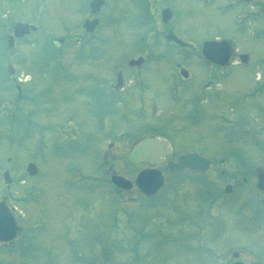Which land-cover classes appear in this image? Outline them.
<instances>
[{
  "label": "rangeland",
  "instance_id": "rangeland-1",
  "mask_svg": "<svg viewBox=\"0 0 264 264\" xmlns=\"http://www.w3.org/2000/svg\"><path fill=\"white\" fill-rule=\"evenodd\" d=\"M88 2L0 0V196L8 194L21 215L12 213L19 235L13 243L0 244V264H91L77 255L94 264H229L233 250H243L246 264L264 263V236L256 228L264 230L262 219L251 223L248 196L237 200L232 190L220 201V193L227 194L224 185L237 182V157L255 163L264 152L252 150L250 142L229 141L223 133L228 125L217 120L224 115L238 121L244 116L241 105H261L237 93L253 87H247L246 74L262 65L264 0H104L94 14ZM165 5L173 18L162 22ZM90 17L99 23L86 31L82 23ZM15 21L36 25L30 33L35 37L7 47ZM168 30L194 50L165 41ZM219 36L230 38L234 48V63L221 74L222 68L212 72L196 57L203 41ZM240 51L249 53L245 65L239 62ZM138 55L146 63L140 75H129V95L87 103L70 102L62 94L70 80L60 66L77 76L82 75L79 67L92 71L106 86L115 81L116 69ZM175 62L188 70L186 78L181 79ZM207 79L215 85L202 91ZM79 82L87 83L85 75ZM16 84L22 89L20 101ZM202 92L205 100L198 103ZM151 133L171 144L166 159L194 149L209 152L213 164L200 173L164 171L163 185L150 197L135 185L115 187L111 172L133 181L146 167L126 157L135 141ZM219 157L225 159L226 177L219 175ZM29 161L37 166L33 177L25 169ZM154 165L163 169L161 162ZM4 169L12 174L10 189L2 181Z\"/></svg>",
  "mask_w": 264,
  "mask_h": 264
},
{
  "label": "flooded vegetation",
  "instance_id": "flooded-vegetation-1",
  "mask_svg": "<svg viewBox=\"0 0 264 264\" xmlns=\"http://www.w3.org/2000/svg\"><path fill=\"white\" fill-rule=\"evenodd\" d=\"M186 48H191V47H186ZM247 53V52H245ZM249 54V53H247ZM234 53L232 54L233 57ZM237 56L241 59L240 57V53H237ZM231 57V58H232ZM242 60V59H241ZM232 61V60H231ZM249 61V55L248 58L244 61V62H248ZM234 62V61H232ZM239 62H241L239 60ZM238 63V62H237ZM262 65H264V62H261ZM244 64V63H243ZM176 65H178V62L176 63ZM210 67H212V69H220L222 68V70H225L224 66H216L213 64H209ZM217 67V68H216ZM81 69V71L79 72L82 75H85V78L87 79V83H80L79 79H82V75H78L77 73H75L74 71H66V67L60 68L63 70V72H66L69 76V89H65V87L62 90V94H64L65 96L69 97L70 102H74L75 100L79 102L81 101H85V102H98L99 100H103L105 98H114V92L115 91H119L121 92V90H125L126 88H124L122 86V88L116 89L114 88V82L113 81H107L106 86H102L99 83V77L98 76H93V72L89 71V72H82L83 69L82 67H79ZM127 68H129L130 70H135L137 69L135 66H127ZM126 67H123L122 70L127 69ZM262 68V66L260 67ZM117 71H120V69H118ZM62 72V71H61ZM130 72V73H132ZM219 73H224V71H219ZM120 78H121V82L122 85L125 82L124 80H127L128 77H126L125 72L120 71ZM173 74L175 75V72H173ZM130 75V74H128ZM173 75L174 78V82H175V77ZM246 76L248 77L247 79V87L249 88V86L253 85L252 88L244 90L242 92H239L237 94L240 95V97L246 101H248L249 99H258L260 100L257 103L254 104H258L261 103L260 106H255V105H251L248 107V103H245L243 105H241L244 109H242L244 112V116L241 117V119L239 118L238 121H231L230 122H223L224 125H228L227 128L223 129V133L226 132V137L227 136H235L236 138H240V140L238 141V143H248L250 142V144H252L251 147H253L252 150L257 151V152H264V71L261 69V71L258 73V70L254 71L253 73H248L246 74ZM181 79H184L181 77ZM205 81V80H204ZM203 84L204 86L202 87V91H204L205 89L208 90L210 88V81L211 80H206L207 82H204ZM244 81V80H242ZM249 81H251L249 84ZM63 85L64 83L61 82ZM176 83V82H175ZM177 84V83H176ZM100 85V87H99ZM109 85V86H108ZM231 88H234V86H232ZM127 92V91H126ZM124 92V93H126ZM47 93H49V89L46 88L45 89V94L47 95ZM121 94V93H120ZM127 95L130 94V91L126 93ZM203 92L199 94V96L201 95L202 97L197 100L198 103H200L201 101L205 100V97L203 96ZM84 96V97H83ZM83 99V100H82ZM190 102V101H189ZM86 103V104H87ZM191 103V102H190ZM194 104V103H191ZM153 110L156 109L157 103H153ZM94 107V106H93ZM151 110V109H150ZM152 111V110H151ZM190 111V109H189ZM191 113H189V115L191 116H195L196 114H194L195 111V107H192L191 109ZM147 112V111H144ZM149 112V111H148ZM147 112V113H148ZM71 115V114H70ZM69 116V115H68ZM199 116V115H197ZM224 115H220L219 118L217 119L218 121H220L221 118H224ZM66 131V130H64ZM72 135H75V128L72 127ZM66 133V132H64ZM150 133V132H149ZM149 136H157L155 133H151L148 134ZM212 147H214V145H211ZM251 149V148H249ZM208 155L209 152H208ZM174 159V157H173ZM221 168L219 169V173L220 175L226 177V173H227V167L224 166L225 164V159L224 158H220L219 161ZM212 164V162H211ZM227 165V163H226ZM256 166L261 167L264 170V158H260V160H258L257 162H251V161H247L244 160L242 157H240V161L236 163V172L234 177L237 178V182L234 185H232V183H227L225 184L226 186H230L229 187V191L231 192L233 190V192L235 191L238 198L235 197L237 200H240L239 197L243 196V197H247V201L253 205V209H251V211H249L252 215L251 219V223L256 222L259 218H261V224L264 225V190H261L259 187L264 189V180H261V182H258V177L256 175V173L254 172V169ZM250 192H252V197H250ZM230 196L229 193L221 196L220 201H223V198L226 199V197ZM232 202V201H230ZM228 202V203H230ZM241 203V202H240ZM242 204V203H241ZM239 209L241 207H238ZM242 210V209H240ZM243 211V210H242ZM239 256H240V260H243L242 257V251L239 250ZM231 261V260H229ZM257 261V260H256ZM262 262V261H261ZM244 263L246 264V262L244 261ZM252 264H259V262H254ZM262 264H264L262 262Z\"/></svg>",
  "mask_w": 264,
  "mask_h": 264
},
{
  "label": "water",
  "instance_id": "water-1",
  "mask_svg": "<svg viewBox=\"0 0 264 264\" xmlns=\"http://www.w3.org/2000/svg\"><path fill=\"white\" fill-rule=\"evenodd\" d=\"M102 0H92L90 2L92 10H96ZM169 16L168 9L162 10V18L166 20ZM96 23V20L88 23V28L91 29ZM28 29H35V26L28 23L16 22L14 25L13 34L15 36H21L22 34L28 32ZM165 38L170 41H174L179 45H184L185 43L175 36L172 32L165 35ZM12 37L9 38L8 44L11 45ZM202 53L204 56L214 63L223 64L225 63L231 54L230 42L228 40H209L205 41L202 46ZM246 56L242 55V59ZM140 60H137L139 62ZM11 71V69H9ZM185 75L186 73L183 72ZM170 148L167 144L159 138L145 137L136 143L130 150L128 154V159L131 162L148 161L153 163L155 161L163 160V157L168 154ZM209 163V159L204 155L197 152H183L180 153L175 161L168 160L165 164V169L168 171H174L181 169L183 167H188L192 170L203 171ZM28 171L31 173L34 171V166L29 164L27 167ZM255 172L259 178V183L264 180V175L260 169H255ZM6 177V173L4 174ZM8 180V178H6ZM112 182L122 188H130L132 183L130 180L113 174L111 175ZM138 189L147 195L153 194L162 185L163 176L160 170L156 168H145L139 171L134 180ZM17 227L15 225L13 216L8 209L5 197L0 199V243L12 242L17 235ZM236 255V253H234ZM236 264H240L237 262Z\"/></svg>",
  "mask_w": 264,
  "mask_h": 264
}]
</instances>
